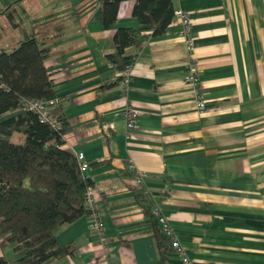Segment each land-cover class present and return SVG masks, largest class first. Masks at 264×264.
I'll list each match as a JSON object with an SVG mask.
<instances>
[{"label": "crops", "instance_id": "1", "mask_svg": "<svg viewBox=\"0 0 264 264\" xmlns=\"http://www.w3.org/2000/svg\"><path fill=\"white\" fill-rule=\"evenodd\" d=\"M135 2L123 0L104 27L98 0H0V19L15 9L13 45L35 32L50 48L43 64L68 125L61 147L83 153L94 184L92 213L54 230L76 254L49 264H163L132 193L138 182L122 177L128 165L193 264H264V0H174L189 14L192 49L174 18L160 36L126 48L134 63L124 97L119 84L102 88L117 75L105 54L117 28L139 27ZM190 61L195 85L185 80ZM125 102L140 113L130 131ZM0 258L19 254L0 246ZM168 259L181 264L174 251Z\"/></svg>", "mask_w": 264, "mask_h": 264}, {"label": "trees", "instance_id": "2", "mask_svg": "<svg viewBox=\"0 0 264 264\" xmlns=\"http://www.w3.org/2000/svg\"><path fill=\"white\" fill-rule=\"evenodd\" d=\"M122 1L98 0L104 27L116 21ZM174 11V0H136L132 15L139 27H119L114 32V50L105 58L117 75L102 88L118 85L124 68L133 65L134 57L125 53L126 48L140 47L150 37L163 34ZM49 54L50 48L43 46L35 32L25 33L11 50H0V118L19 110L0 120V246L13 245L19 258L14 262L0 258V264H49L73 256L75 245H59L54 230L90 213L85 195L94 184L83 175L75 154L61 147L68 125L59 104L49 105L58 129L41 121L38 113L20 109L25 100L53 96L52 80L43 64ZM15 132L25 136L23 142L12 139ZM127 167L122 177L136 178L135 171ZM132 193L152 224L163 264H171L170 239L153 215L154 195L142 183Z\"/></svg>", "mask_w": 264, "mask_h": 264}, {"label": "built area", "instance_id": "3", "mask_svg": "<svg viewBox=\"0 0 264 264\" xmlns=\"http://www.w3.org/2000/svg\"><path fill=\"white\" fill-rule=\"evenodd\" d=\"M173 18L179 21L181 25V35L183 38V42L186 45V47L191 50L193 47V33L191 30V21H190L189 14L184 9L178 8V9H175ZM185 68H186L185 80L189 84H192V85L197 84L198 77H199V69L195 65V62L190 61L186 65ZM130 78H131V66H127L122 71L121 79L119 81L120 91L124 97H126V94L128 91ZM56 103H58V100L53 96L45 100L44 99L25 100L20 109L22 111L31 110V111L38 113L41 121L48 122L52 126H54L56 129H58L59 126L56 120V114H54V112H52L49 108L50 104H56ZM197 105L199 109H203L204 107V103L202 100L198 101ZM121 112H122V116L125 119L126 127L128 131L135 129L136 122L140 114L139 111L136 108H134L133 105L125 102V104L123 105L121 109ZM75 156L77 160L79 161L80 170L84 172L89 167V164L84 159L83 153L76 152ZM130 167L132 169V166ZM135 176H136L135 179L137 180L138 182L137 185H138L141 183L140 176L136 172H135ZM91 202H92V189L88 190L85 195V203H86L88 210H89V206ZM90 213L92 212L90 211ZM91 215H92V218H91V223H90V229L98 234H101L102 232L101 222L96 217H94V214H91ZM153 215L158 220V223L162 226L163 234L170 239L171 247L174 253H176V255L178 256L180 263L181 264H193L191 259L187 256L184 249L180 245V243L174 238L172 230L168 227L166 221L162 218L160 211L156 206H154L153 208Z\"/></svg>", "mask_w": 264, "mask_h": 264}, {"label": "rangeland", "instance_id": "4", "mask_svg": "<svg viewBox=\"0 0 264 264\" xmlns=\"http://www.w3.org/2000/svg\"><path fill=\"white\" fill-rule=\"evenodd\" d=\"M15 14V9H11L5 15V18L0 19V44H5L3 45L5 49H12L15 46L12 43L13 37H16L15 35L17 33V29L15 28L17 17ZM2 26L4 27V31H1ZM2 33L4 34L3 36ZM2 39L4 40L2 41Z\"/></svg>", "mask_w": 264, "mask_h": 264}]
</instances>
